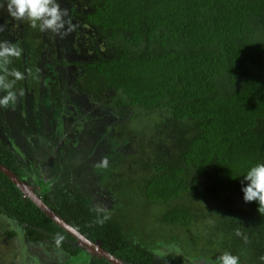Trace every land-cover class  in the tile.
Here are the masks:
<instances>
[{
    "label": "trees",
    "instance_id": "obj_1",
    "mask_svg": "<svg viewBox=\"0 0 264 264\" xmlns=\"http://www.w3.org/2000/svg\"><path fill=\"white\" fill-rule=\"evenodd\" d=\"M6 3L7 0H0V15H9ZM58 3L66 13L65 25L54 36L61 39L64 33L69 42L78 35L85 37L81 43H75L76 49L86 50L87 55L71 60L74 68L67 65L68 59H61L59 62L67 66L53 73L55 78H51L50 84L39 86L30 76L24 81L28 68L39 73L35 61L44 60L54 45L44 43L46 31L9 15L10 21L6 20V24L3 18V28L0 26L3 36L0 42L15 46L20 55L12 57L7 66H0V76L9 83L21 81L25 88L32 89L30 92L25 89L21 98L18 96L21 101L31 100L34 105L37 99L33 93L38 92L37 101L44 112L61 92L58 91L61 83L77 85L81 92L99 98L103 113L96 115L92 124L96 128L101 123L104 129L93 145L99 143L102 150L90 147L89 156L102 169L89 173L91 187H78L79 182L64 185L60 193L53 194L52 200L51 191L46 192L47 181L39 178L43 199L50 200L77 229L93 240L100 239L129 264H144L157 246L132 238L126 227L122 228V211L118 215L114 212L127 202L130 187H121L116 194L115 177L119 179L128 172L139 176L137 190L145 199L159 203L162 219L172 223L184 224L192 216L190 193L202 186L219 202L217 206L224 208L218 214L206 208L213 223L203 229L222 232L231 225L240 229L237 243L220 240L217 244L234 249V255L239 248L242 259L248 255L245 248L249 252L264 249V207L257 210L255 202H243L237 178L249 166L264 161V0H58ZM23 51L27 54L24 65ZM14 73H19L20 78L16 79ZM101 101L108 107L106 110L100 106H104ZM110 105L117 106L116 110ZM128 105L146 109L142 129L138 131L132 124L122 127L117 125L118 120L114 121L117 116H135ZM17 106L21 110V103H16ZM16 109L11 116L18 124L41 130L44 113L29 108L17 113ZM0 119L5 120L4 116ZM61 120L60 117L58 123ZM151 130L159 141L155 142L156 147L147 139ZM144 135L150 142L142 144L145 149L142 145L124 147V139L132 137L134 142ZM165 145L168 152L155 149H165ZM21 155L20 149L0 136V161L16 174L26 171ZM63 155L67 165L68 154L64 149ZM141 155L145 158L142 161ZM105 159L107 167L102 164ZM116 164L122 169L119 167L115 176L108 177V171ZM0 185V197L6 200L8 211L19 217L22 212L32 211L35 220L41 218L37 222L40 228L64 232L22 196L2 171ZM93 197L98 199L97 203L91 201ZM168 235L172 242L181 243L178 235ZM181 239L185 253H189L191 245L182 236Z\"/></svg>",
    "mask_w": 264,
    "mask_h": 264
},
{
    "label": "rangeland",
    "instance_id": "obj_2",
    "mask_svg": "<svg viewBox=\"0 0 264 264\" xmlns=\"http://www.w3.org/2000/svg\"><path fill=\"white\" fill-rule=\"evenodd\" d=\"M2 12V10L0 9ZM8 14V12H7ZM8 20L9 15H0V26L3 28L4 21ZM10 21V20H8ZM7 24V22H6ZM9 27V26H8ZM9 29V28H8ZM51 31H46V34L43 37L45 44L47 42L50 45H54L53 48H50L47 52L48 55L45 56L44 60H36L35 63L39 65V75L34 74V70L31 68L27 69V74H24V81H27L28 76L31 78H40L48 82L50 78L57 73V71H62L68 65L69 67L75 66L71 60L75 58H81L78 56H86V50H77L76 41H83L85 37L82 38L81 35L77 36V39L68 41L62 34V38L59 39ZM3 36H0V38ZM47 38V39H46ZM86 44V43H85ZM70 48V49H69ZM69 49V50H68ZM22 53V52H21ZM82 53H86L83 55ZM23 55V65L26 62L27 54L25 51ZM63 59H68L67 65L60 63L59 61ZM70 59V61H69ZM13 60L12 62H15ZM30 61V59H29ZM40 63V64H39ZM74 68V67H73ZM42 75V76H41ZM27 77V78H26ZM59 77V76H58ZM59 79V78H58ZM68 81V79H66ZM11 89H2L0 90V96L6 95L7 91L14 92L16 99L14 103H10L5 109H0V116H4L5 120L0 119V136L7 138V141L11 142L16 148L20 149L23 152V155L20 157L24 160V163L27 166L28 171L31 172L32 176H41L44 177V180H48V185H46V192L51 191L52 195L60 193V190L63 189L64 185L73 186L74 182H79L80 187L88 185L91 187L89 173L93 172V169L96 171L102 169L99 166H96L94 162L88 158L90 154V147H94V140L100 135L101 130L104 129L101 123L98 126L92 124L95 116L90 115L91 113L85 111L84 109H92L93 104L89 106L87 103H81L78 107V110H72V108H67L63 101H67L72 98L73 92L71 87H68L69 91H65L63 95V101L55 96L49 109H46L45 112L39 104V95L38 92L33 93L35 96L34 105H31V100L29 103L27 101H21L18 96L24 93L25 89H22L24 85L21 81H13ZM70 86V85H69ZM77 86V85H76ZM27 92H30L29 89H26ZM74 97V96H73ZM21 98V97H20ZM91 98V97H90ZM96 99H99L96 97ZM44 101V97H43ZM72 101V100H70ZM16 103H21V110L29 108L33 109L35 113H44V124L41 123V130L36 131V128L31 126H26L23 123L18 124L16 119H14L11 114L16 113L15 109L21 113V110H18V106L15 108ZM105 110L108 108L103 102H101ZM47 105V106H48ZM64 105V106H63ZM110 107L116 110L117 106L110 105ZM12 108V110H11ZM75 108V107H73ZM130 111H133L135 116L129 117L128 115L119 121L117 125L122 127H127L129 125H134L137 128V131L141 127V121L145 117L144 112L145 108L136 107L128 105ZM138 111V114H136ZM33 113L32 115L38 116ZM103 113V112H102ZM22 118V114L20 115ZM28 116V115H27ZM62 118L61 122L58 123L59 118ZM14 120H13V119ZM120 120V117H115L114 121ZM34 136V137H33ZM130 139L126 138L124 141L126 144L124 147L130 148L136 145L149 144L147 140L150 138V141L153 146L156 147V143L159 141L155 131L151 130L147 139L144 135L143 139L135 140L132 142V137ZM157 141V142H156ZM156 142V143H155ZM100 144L97 143L94 149H98ZM142 149H145L146 146L142 145ZM63 149L68 154V163L64 165L65 157L63 155ZM160 152H168L169 149L165 145V149L162 147L155 148ZM102 148L100 147V151ZM29 153V154H28ZM59 156V157H58ZM144 156H139V160L142 161ZM32 160H34L32 162ZM120 167L119 164H116L115 167L111 168L108 172L115 176V171ZM122 169V167H120ZM107 177V175L105 176ZM106 180V179H104ZM116 184L114 185L116 189V194L120 193L121 187L128 186L127 190V200L126 203L121 207H116L114 214L121 212V219L123 227H128L133 231L134 235L138 237L139 241L144 243H152L157 246L162 253H166L169 250L175 252V246H170L169 244L173 241L169 237V233L178 235L177 239L182 243L181 236L184 239V242L190 244L195 249H205L210 244L214 242L219 243L224 241L226 243H237L239 240V228L230 226L229 229L225 231H215L214 229H203L205 225H210L213 223L211 219L212 215L209 216L205 210L208 208L210 211L213 210L214 214L221 212L222 207L217 206L218 201L214 200L209 192L204 189L202 186H198L195 193H190L192 197L191 205L193 206V213L188 220H185V223H172L164 221L160 215L161 206L159 203L145 199L144 195L137 190V183L139 176H136L133 172H128L121 176L119 179L115 177ZM33 186V181H31ZM83 183V184H82ZM91 190V189H90ZM55 196V195H53ZM189 204V203H187ZM118 215V214H117ZM227 227V226H226ZM228 228V227H227ZM168 235V237H167ZM157 237L154 239V237ZM165 236V237H164ZM162 237V238H160ZM132 238H134L132 236ZM177 243H179L177 241ZM231 245V244H229ZM249 259H255L254 256ZM250 264H257V262H251Z\"/></svg>",
    "mask_w": 264,
    "mask_h": 264
},
{
    "label": "flooded vegetation",
    "instance_id": "obj_3",
    "mask_svg": "<svg viewBox=\"0 0 264 264\" xmlns=\"http://www.w3.org/2000/svg\"><path fill=\"white\" fill-rule=\"evenodd\" d=\"M34 74L39 75L35 72ZM52 78H55V76H53ZM36 80L38 81V84L40 86L52 83L51 80L53 79L50 78L48 82L43 80V78H36ZM68 87H71L74 97L72 96L71 99L63 101L62 97L65 91H69ZM22 89L29 88L23 87ZM80 89L82 88L76 85L69 86L68 83H61L58 89V91L61 92L58 93L56 97L60 98L63 101V104H65L67 108H72V110H78V107L81 103H87L88 106L92 103V109L87 108L84 110L91 113L92 115L94 114V116L101 114L102 111L99 109L98 100L96 98L93 99L88 94V92H81L82 90ZM123 118L124 117H120V120L118 121L123 120ZM88 158H90L89 154ZM25 169L26 171L24 173L15 174L20 179L25 181L32 189L37 192V194L42 197L44 195V191L42 189L43 185L41 184L39 178H42L43 182H46V180H44V177L41 176H32L31 172L28 171L27 166ZM31 181H33V186H31ZM1 187L2 185H0V193ZM78 187H80V183ZM21 195L28 198L22 192ZM96 195L99 196L100 192L96 191ZM50 198L51 200L54 199L53 195H50ZM43 200L54 210V212L59 214L67 222L71 223L58 210H56L55 207H53V204L50 202V200H48V202H46L45 199ZM4 201L6 200H3L2 197H0V264H114L103 254L90 251L85 246L81 245L74 236H72L68 231H66L59 224L53 221L39 207L38 208L42 211V213H44L62 230H64V232L59 230L54 231L51 229L40 228L37 225V222L41 220V218L35 220L36 218L33 216L32 211L22 212L21 217H19L17 214H15L14 211L7 210L8 206H5ZM91 201L97 203L98 199L96 200L93 197ZM28 220L34 221V225ZM122 228L124 229L125 227ZM126 230L130 233L129 235L133 236L136 239L138 238L134 235L133 231L130 230V228L126 227ZM57 237H63L59 246H57L56 244ZM94 240H96L104 250L116 256L125 264H129L121 255L110 250L109 247L103 245L100 239L95 238ZM169 245L175 246V252L169 250L166 253H162L160 249H154L147 256L148 261L144 264H216V258L220 254L229 252L234 255V249H230L228 246H219L217 242L210 244L205 249H195L193 246H191L188 251L189 253H185L182 244L177 243V241L171 242ZM187 245L190 246V244L188 243ZM238 249L236 252V256L239 258L242 252ZM247 249L248 248H245L244 252L248 255L244 259L239 258V264H250L251 262L264 264V249H255L251 250V252H249V250ZM251 255L254 256L255 259H249Z\"/></svg>",
    "mask_w": 264,
    "mask_h": 264
},
{
    "label": "clouds",
    "instance_id": "obj_4",
    "mask_svg": "<svg viewBox=\"0 0 264 264\" xmlns=\"http://www.w3.org/2000/svg\"><path fill=\"white\" fill-rule=\"evenodd\" d=\"M8 14L17 21H28L32 28H38L41 32L51 31L59 33L64 28L66 15L61 9L58 0H7ZM20 50L7 42H0V66H7L12 57H18ZM16 79L19 73L12 74ZM12 83L7 82L6 77L0 76V89H11ZM14 92L7 91L6 95L0 96V107H7L14 103ZM108 166L107 159L102 162ZM240 178L242 200L244 203L255 202L257 210L264 207V161L249 166ZM235 178V179H237ZM63 237H57L56 244L59 246ZM216 264H239V258L229 252H224L216 258Z\"/></svg>",
    "mask_w": 264,
    "mask_h": 264
},
{
    "label": "water",
    "instance_id": "obj_5",
    "mask_svg": "<svg viewBox=\"0 0 264 264\" xmlns=\"http://www.w3.org/2000/svg\"><path fill=\"white\" fill-rule=\"evenodd\" d=\"M0 171H2L12 181V183L34 204H36L37 207H39L47 216H49L53 221H55L62 228L68 231L72 236H74L81 245L85 246L90 251L103 254L114 264H125L119 258L104 250L96 240H92L84 233L79 231L71 223L64 220L59 214L54 212V210L47 203L44 202L42 197L39 194H37V192L34 189H32L25 181L20 179L12 169H10L1 161H0Z\"/></svg>",
    "mask_w": 264,
    "mask_h": 264
}]
</instances>
